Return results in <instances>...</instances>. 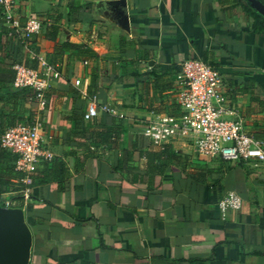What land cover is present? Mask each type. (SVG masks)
Masks as SVG:
<instances>
[{"label": "crops", "instance_id": "obj_1", "mask_svg": "<svg viewBox=\"0 0 264 264\" xmlns=\"http://www.w3.org/2000/svg\"><path fill=\"white\" fill-rule=\"evenodd\" d=\"M243 3L16 0L22 24L42 22L25 43L0 11L2 59L42 71L45 59L59 72L44 105L28 88L15 109V124L38 113L54 154L31 173L28 264L263 263L264 173L141 130L153 114L179 113V64L200 58L219 69L247 132L264 140V29ZM93 97L115 112L84 119ZM230 190L243 205L223 217L217 202Z\"/></svg>", "mask_w": 264, "mask_h": 264}, {"label": "built area", "instance_id": "obj_2", "mask_svg": "<svg viewBox=\"0 0 264 264\" xmlns=\"http://www.w3.org/2000/svg\"><path fill=\"white\" fill-rule=\"evenodd\" d=\"M0 11L22 43L42 27L41 20L36 18H28L23 24L20 22L16 0H0ZM40 61L43 71L15 64L12 81L15 87L32 89L39 107L45 103L44 91L51 76L59 74L50 62L45 59ZM78 83L79 80H76L75 84ZM176 83L179 113L153 114L141 123L142 133L158 144L187 138L196 153L227 162L251 161L255 170L264 173V140L251 136L238 111L227 104L219 69L200 58H187L179 64ZM100 111L115 112L107 104H98L93 97L88 100L83 118L97 116ZM49 139L38 113L6 128L0 135V149L14 156V170L22 173L21 177L13 179L16 189L0 195L2 207L23 209L30 198L31 173L54 157ZM242 205V197L233 190L227 191L217 202L223 217L229 210H238Z\"/></svg>", "mask_w": 264, "mask_h": 264}, {"label": "trees", "instance_id": "obj_3", "mask_svg": "<svg viewBox=\"0 0 264 264\" xmlns=\"http://www.w3.org/2000/svg\"><path fill=\"white\" fill-rule=\"evenodd\" d=\"M243 3V7L251 11L255 15V25L258 29H264V17L253 10L247 0ZM5 50L12 60L16 54L15 46L12 42H7ZM3 53L0 54V96H7L10 99V110L4 114H0V135L10 126L15 125L19 120L15 109L27 101L31 90L27 87L11 88L10 83L13 81L15 71L12 69L13 62H5ZM20 177V172L14 170V156L0 149V195L3 192L16 189L13 179Z\"/></svg>", "mask_w": 264, "mask_h": 264}, {"label": "water", "instance_id": "obj_4", "mask_svg": "<svg viewBox=\"0 0 264 264\" xmlns=\"http://www.w3.org/2000/svg\"><path fill=\"white\" fill-rule=\"evenodd\" d=\"M249 6L264 17V2L247 0ZM32 231L20 207L0 205V264H28Z\"/></svg>", "mask_w": 264, "mask_h": 264}, {"label": "rangeland", "instance_id": "obj_5", "mask_svg": "<svg viewBox=\"0 0 264 264\" xmlns=\"http://www.w3.org/2000/svg\"><path fill=\"white\" fill-rule=\"evenodd\" d=\"M7 96H0V114L7 113V111L10 110V99Z\"/></svg>", "mask_w": 264, "mask_h": 264}, {"label": "flooded vegetation", "instance_id": "obj_6", "mask_svg": "<svg viewBox=\"0 0 264 264\" xmlns=\"http://www.w3.org/2000/svg\"><path fill=\"white\" fill-rule=\"evenodd\" d=\"M1 98V97H0Z\"/></svg>", "mask_w": 264, "mask_h": 264}]
</instances>
